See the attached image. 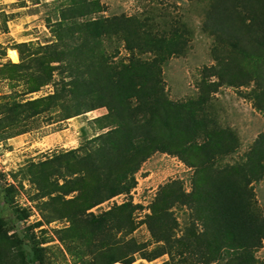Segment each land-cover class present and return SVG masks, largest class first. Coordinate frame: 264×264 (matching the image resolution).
Segmentation results:
<instances>
[{
  "label": "rangeland",
  "instance_id": "obj_1",
  "mask_svg": "<svg viewBox=\"0 0 264 264\" xmlns=\"http://www.w3.org/2000/svg\"><path fill=\"white\" fill-rule=\"evenodd\" d=\"M100 1L107 17L136 15L166 31L185 26L189 39L186 53L173 56L163 67L168 95L174 102L196 97V83L204 67L220 63L231 77L244 72L252 75L250 84L221 87L214 100L222 124L235 129L241 142L239 151L219 164L247 156L264 133V57L244 58L204 32L201 25L207 5L203 1ZM260 3L264 15V1ZM57 4L56 0H0V173L6 176L0 179V190L7 183L15 185V207L27 215L18 227L21 231L30 229L43 251V262L37 264H108L111 256L120 260L116 264H123L132 255V243L143 248L134 254L132 264H205L196 251L201 227L195 225L190 204L183 197L192 192L198 173L181 154H154L135 172L130 192L86 209L98 196V181L94 176L83 178L80 159L88 153L91 140L107 131L93 121L107 114V109L66 120L62 104L48 98L61 88L56 87V79L49 82L52 68L44 58L46 53L34 55L35 50L29 47L53 41L50 25L58 18ZM21 16L26 17L21 20ZM106 46L114 49V44ZM11 50L18 54L17 62L10 58ZM126 54L122 49L121 57ZM39 86L40 91L29 92ZM31 164L43 170L46 184L55 189L65 184L64 191L71 193L44 197L29 182L26 167ZM253 187L264 214V178ZM0 202V213L6 215L10 210L3 205L2 193ZM92 215H106L105 225H98ZM150 225L161 231L163 241L155 239ZM161 247L168 253L151 260ZM257 258L264 262V245ZM225 263L223 259L220 264ZM0 264H27L19 246L5 240L1 232Z\"/></svg>",
  "mask_w": 264,
  "mask_h": 264
},
{
  "label": "trees",
  "instance_id": "obj_2",
  "mask_svg": "<svg viewBox=\"0 0 264 264\" xmlns=\"http://www.w3.org/2000/svg\"><path fill=\"white\" fill-rule=\"evenodd\" d=\"M56 1L59 15L50 25L53 41L29 47L35 50L34 55L46 53L44 58L52 68L49 82L54 78L56 87L61 88L48 98L62 104L66 120L107 109V114L93 120L100 130L107 131L91 140L88 153L80 159L83 178L94 176L98 181V196L86 209L130 192L135 172L154 154H181L201 175L199 179L196 176L192 192L183 195L195 225L201 227L196 237L198 257L205 264H220L223 259L225 264H264L257 258L264 245V214L253 187L264 178V133L240 161L219 164L236 154L241 142L235 129L222 124L214 104L221 87L250 84L252 75L244 72L231 77L220 63L204 67L196 83V97L174 102L168 95L163 67L173 56L186 53L189 39L184 25L166 31L136 15L107 17L102 14L105 7L100 0ZM199 1L207 5L201 25L204 32L244 58L264 57L261 0ZM106 43L114 44V49L109 50ZM122 49L125 57H121ZM54 72H59V77ZM42 86L29 92H38ZM77 151L82 149L72 152ZM39 165L26 167L27 176L44 197L71 193L64 191L65 184L58 189L46 184ZM5 177L0 173L1 180ZM16 190L12 183L0 190L3 205L10 210L6 215L0 213L1 236L19 246L27 264L42 263L38 239L30 229L18 227L27 215L15 207ZM106 215L92 216L104 226ZM150 228L158 242L164 240L161 231ZM10 232H14L12 236ZM130 250L132 255L123 264H132L134 254L143 248L132 243ZM167 253L161 247L150 259ZM118 262L111 256L108 264Z\"/></svg>",
  "mask_w": 264,
  "mask_h": 264
},
{
  "label": "bare ground",
  "instance_id": "obj_3",
  "mask_svg": "<svg viewBox=\"0 0 264 264\" xmlns=\"http://www.w3.org/2000/svg\"><path fill=\"white\" fill-rule=\"evenodd\" d=\"M9 56L14 62L18 61V54L16 53V51L11 50L9 53Z\"/></svg>",
  "mask_w": 264,
  "mask_h": 264
},
{
  "label": "crops",
  "instance_id": "obj_4",
  "mask_svg": "<svg viewBox=\"0 0 264 264\" xmlns=\"http://www.w3.org/2000/svg\"><path fill=\"white\" fill-rule=\"evenodd\" d=\"M23 15V14H22ZM24 15H28V17H32V16H29V14H24ZM22 17H26V16H21V20H22ZM22 22V21H21Z\"/></svg>",
  "mask_w": 264,
  "mask_h": 264
}]
</instances>
